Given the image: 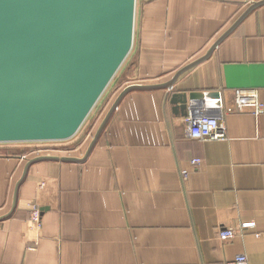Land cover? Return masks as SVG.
<instances>
[{
  "label": "crops",
  "instance_id": "obj_1",
  "mask_svg": "<svg viewBox=\"0 0 264 264\" xmlns=\"http://www.w3.org/2000/svg\"><path fill=\"white\" fill-rule=\"evenodd\" d=\"M252 1L136 0L121 88L169 81ZM193 91L220 93L221 112L203 104L192 115L218 117L224 138L187 136L190 114L172 97ZM236 91L264 105V5L171 88L127 93L83 162L30 165L0 221V264H226L238 254L264 264V109L226 112ZM27 161L0 156V216ZM223 228L234 235L220 239Z\"/></svg>",
  "mask_w": 264,
  "mask_h": 264
},
{
  "label": "water",
  "instance_id": "obj_2",
  "mask_svg": "<svg viewBox=\"0 0 264 264\" xmlns=\"http://www.w3.org/2000/svg\"><path fill=\"white\" fill-rule=\"evenodd\" d=\"M135 1L0 0V143L60 141L77 132L132 48ZM261 5L264 0L252 1L203 55L169 81L125 86L82 158L42 155L28 159L15 183L11 207L0 221L13 214L30 165L44 160L83 162L127 93L171 88ZM177 95L172 102L190 115L203 104L216 110L221 105L218 91Z\"/></svg>",
  "mask_w": 264,
  "mask_h": 264
},
{
  "label": "rangeland",
  "instance_id": "obj_3",
  "mask_svg": "<svg viewBox=\"0 0 264 264\" xmlns=\"http://www.w3.org/2000/svg\"><path fill=\"white\" fill-rule=\"evenodd\" d=\"M257 1V0H256ZM248 7V6H247ZM137 48V40H134L132 48L99 97L98 101L81 124L77 132L70 138L60 141H29V142H15V143H0V156H15L19 159H30L36 156L51 155L57 157H70V155L80 156L83 147H87L89 139H92L100 120L104 117L106 110L115 100L120 92L121 78L125 67H127L133 53ZM131 77L125 80H130ZM133 79L135 77H132ZM124 88V87H123ZM94 124V125H93ZM75 149V152L72 151Z\"/></svg>",
  "mask_w": 264,
  "mask_h": 264
},
{
  "label": "built area",
  "instance_id": "obj_4",
  "mask_svg": "<svg viewBox=\"0 0 264 264\" xmlns=\"http://www.w3.org/2000/svg\"><path fill=\"white\" fill-rule=\"evenodd\" d=\"M250 98V100H248ZM221 101V99H220ZM245 108H250L251 112L254 114H259L263 111L264 105L263 103L258 102L255 97V93H247V97L243 98L241 96L240 91L235 92V105L234 107L226 108V112H242ZM219 112H221V105L218 108ZM185 126L187 136L191 139L196 140H220L224 138V127L219 122L218 117L210 116L208 114H203L200 116L189 115L185 117ZM192 164L198 166L201 163L199 159H193ZM181 176L183 179L187 177L186 171H181ZM39 212L36 208H33L32 211V220L38 222ZM246 228H252L253 225H246ZM235 231L231 228L229 229H221L219 231V238L222 240L230 239L234 235ZM226 264H246V257L242 254H238L234 257V259Z\"/></svg>",
  "mask_w": 264,
  "mask_h": 264
}]
</instances>
